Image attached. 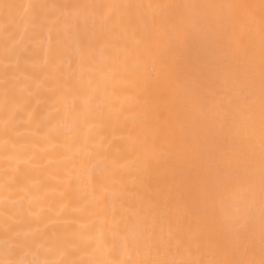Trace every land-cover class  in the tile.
Returning <instances> with one entry per match:
<instances>
[{"label": "bare ground", "instance_id": "6f19581e", "mask_svg": "<svg viewBox=\"0 0 264 264\" xmlns=\"http://www.w3.org/2000/svg\"><path fill=\"white\" fill-rule=\"evenodd\" d=\"M0 264H264V0H0Z\"/></svg>", "mask_w": 264, "mask_h": 264}]
</instances>
